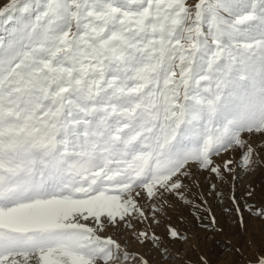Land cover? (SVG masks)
Returning a JSON list of instances; mask_svg holds the SVG:
<instances>
[{
    "label": "snow or ice",
    "instance_id": "obj_1",
    "mask_svg": "<svg viewBox=\"0 0 264 264\" xmlns=\"http://www.w3.org/2000/svg\"><path fill=\"white\" fill-rule=\"evenodd\" d=\"M257 174L264 0H0V264H210L173 214L228 189L264 219Z\"/></svg>",
    "mask_w": 264,
    "mask_h": 264
},
{
    "label": "rangeland",
    "instance_id": "obj_2",
    "mask_svg": "<svg viewBox=\"0 0 264 264\" xmlns=\"http://www.w3.org/2000/svg\"><path fill=\"white\" fill-rule=\"evenodd\" d=\"M240 188L237 195L241 197V206L245 203L253 209L264 206V174H257L240 182ZM245 186H250L255 192L254 197H247ZM205 188L207 182H205ZM206 198L207 203H203L201 196ZM230 192L223 189L220 196H215L209 189L194 190L193 195L189 197L193 201L190 205H184L177 209L172 216V223L181 230L190 229V242L197 246V254L205 255L210 264H228L233 256L225 248L226 242L235 243L237 239L251 237L258 243L264 241V219L256 217L246 208L242 211L245 225L242 227L239 218L234 212H226L225 208H232L228 200ZM215 215L217 227H223V232L214 231L211 227L205 229L198 217H203V223H210L209 211ZM246 228V230H245ZM237 264H240L237 261Z\"/></svg>",
    "mask_w": 264,
    "mask_h": 264
}]
</instances>
